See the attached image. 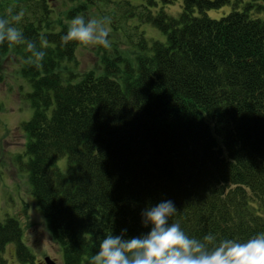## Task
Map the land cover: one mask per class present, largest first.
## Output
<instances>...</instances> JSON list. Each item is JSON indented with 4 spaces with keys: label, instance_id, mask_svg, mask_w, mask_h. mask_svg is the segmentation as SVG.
Returning <instances> with one entry per match:
<instances>
[{
    "label": "trees",
    "instance_id": "obj_1",
    "mask_svg": "<svg viewBox=\"0 0 264 264\" xmlns=\"http://www.w3.org/2000/svg\"><path fill=\"white\" fill-rule=\"evenodd\" d=\"M56 1L0 0V17L23 10L16 26L47 42L38 65L7 42L0 57L18 59L29 87L20 170L63 264H88L111 233L146 234L142 211L165 200L189 236L264 233V0H251L256 13L249 2L219 19L208 12L229 0H60L55 17ZM77 15L112 20L111 47L95 46L98 68L86 72L79 45L60 39ZM144 25L163 39L146 37ZM23 233L16 218L0 221V264L11 244L20 264H37Z\"/></svg>",
    "mask_w": 264,
    "mask_h": 264
},
{
    "label": "clouds",
    "instance_id": "obj_2",
    "mask_svg": "<svg viewBox=\"0 0 264 264\" xmlns=\"http://www.w3.org/2000/svg\"><path fill=\"white\" fill-rule=\"evenodd\" d=\"M23 10L13 14L9 8L0 17V44L23 46L27 56L22 62L38 65L46 56L47 42L26 39L20 24ZM111 17L104 15L85 18L77 15L68 22L67 31L61 36L63 45L75 43L81 47L97 46L109 49ZM177 213L174 202L161 201L146 206L141 213L142 225L150 228L146 234L126 237V230L119 235H107L88 264H264V233L244 241L218 239L213 234L202 238L189 236L179 223L170 222Z\"/></svg>",
    "mask_w": 264,
    "mask_h": 264
},
{
    "label": "rangeland",
    "instance_id": "obj_3",
    "mask_svg": "<svg viewBox=\"0 0 264 264\" xmlns=\"http://www.w3.org/2000/svg\"><path fill=\"white\" fill-rule=\"evenodd\" d=\"M53 0H50L52 2ZM57 0L52 6L55 9V17L63 12V5ZM251 0H229L220 8L208 12L210 18L219 19L227 15L233 8L244 10ZM248 9L249 13H256L257 1ZM179 5L169 6L166 12L170 16H177ZM112 9V6L109 10ZM116 15V14H115ZM121 15V14H117ZM264 17V13L261 14ZM130 25L135 23L129 22ZM146 37L153 40H162V34L150 25L142 26ZM120 40L121 47L127 48L124 37L113 34ZM123 42V43H122ZM132 52L129 51V55ZM80 72L97 69L99 62L95 53V46H79L75 53ZM19 61L13 55H1L0 57V221L6 217L16 218L23 228L22 241L27 245L37 264H47L46 259L55 264H63L62 252L47 232L44 220L40 215L28 184V172L20 167L28 162L25 153L27 138L20 128L21 123L26 122L32 115V110L22 94L28 90L25 81L18 73ZM23 91V92H22ZM57 166L63 172L66 170V160L58 161ZM22 173H21V172ZM27 183V184H26ZM3 258L6 264H20L14 252V245H8Z\"/></svg>",
    "mask_w": 264,
    "mask_h": 264
},
{
    "label": "water",
    "instance_id": "obj_4",
    "mask_svg": "<svg viewBox=\"0 0 264 264\" xmlns=\"http://www.w3.org/2000/svg\"><path fill=\"white\" fill-rule=\"evenodd\" d=\"M46 263H47V264H55V263H53L52 261H49L48 259H46Z\"/></svg>",
    "mask_w": 264,
    "mask_h": 264
}]
</instances>
